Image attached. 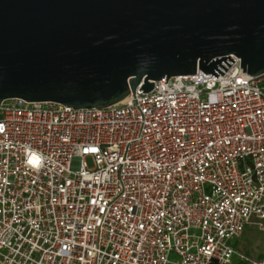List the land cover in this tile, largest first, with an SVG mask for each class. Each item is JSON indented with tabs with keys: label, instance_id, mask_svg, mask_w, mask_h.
I'll use <instances>...</instances> for the list:
<instances>
[{
	"label": "built area",
	"instance_id": "2783aa9c",
	"mask_svg": "<svg viewBox=\"0 0 264 264\" xmlns=\"http://www.w3.org/2000/svg\"><path fill=\"white\" fill-rule=\"evenodd\" d=\"M233 60L103 109L0 104V264H264L234 244L264 245V74Z\"/></svg>",
	"mask_w": 264,
	"mask_h": 264
},
{
	"label": "water",
	"instance_id": "95a60500",
	"mask_svg": "<svg viewBox=\"0 0 264 264\" xmlns=\"http://www.w3.org/2000/svg\"><path fill=\"white\" fill-rule=\"evenodd\" d=\"M233 57L264 74V0H0V104L103 109Z\"/></svg>",
	"mask_w": 264,
	"mask_h": 264
},
{
	"label": "rangeland",
	"instance_id": "374dc122",
	"mask_svg": "<svg viewBox=\"0 0 264 264\" xmlns=\"http://www.w3.org/2000/svg\"><path fill=\"white\" fill-rule=\"evenodd\" d=\"M87 164L93 167V162L89 158ZM235 246L240 249L249 258L262 260L264 257L263 235L253 227L246 229L243 237L234 242Z\"/></svg>",
	"mask_w": 264,
	"mask_h": 264
}]
</instances>
